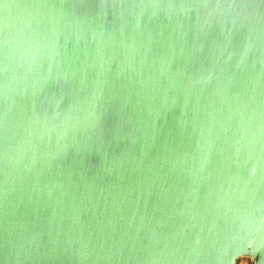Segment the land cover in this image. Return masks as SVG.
<instances>
[{"label":"water","instance_id":"water-1","mask_svg":"<svg viewBox=\"0 0 264 264\" xmlns=\"http://www.w3.org/2000/svg\"><path fill=\"white\" fill-rule=\"evenodd\" d=\"M264 264V0H0V264Z\"/></svg>","mask_w":264,"mask_h":264},{"label":"rangeland","instance_id":"rangeland-1","mask_svg":"<svg viewBox=\"0 0 264 264\" xmlns=\"http://www.w3.org/2000/svg\"><path fill=\"white\" fill-rule=\"evenodd\" d=\"M238 264H252L249 259L243 258L241 259Z\"/></svg>","mask_w":264,"mask_h":264}]
</instances>
